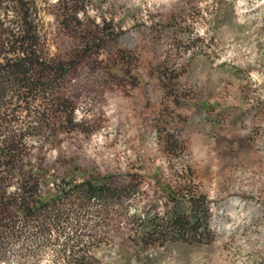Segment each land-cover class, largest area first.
I'll return each mask as SVG.
<instances>
[{
  "label": "rangeland",
  "instance_id": "obj_1",
  "mask_svg": "<svg viewBox=\"0 0 264 264\" xmlns=\"http://www.w3.org/2000/svg\"><path fill=\"white\" fill-rule=\"evenodd\" d=\"M88 1L66 28L61 2L36 0L45 57L69 67L53 96L70 102L72 123L17 104L0 149L22 138L50 202L87 181L127 191L70 215V246L95 264H264V0ZM15 17L4 0L0 20L17 31ZM18 188L14 178L7 192ZM193 198L208 209L207 236L143 239L145 219L162 226ZM16 215L0 208V221ZM64 241L37 239L28 264H63Z\"/></svg>",
  "mask_w": 264,
  "mask_h": 264
},
{
  "label": "trees",
  "instance_id": "obj_2",
  "mask_svg": "<svg viewBox=\"0 0 264 264\" xmlns=\"http://www.w3.org/2000/svg\"><path fill=\"white\" fill-rule=\"evenodd\" d=\"M58 1L69 12L62 22L64 27L78 26L77 15L89 1ZM2 8L4 0H0ZM11 8L16 13L13 24L17 31L5 26V22L0 20V121L7 117V121L14 122L11 112L17 111L15 108L20 104L19 107L28 113L35 112L42 116L47 114L45 110H38V106L62 111L67 121L72 123L73 108L70 102H59L53 96L57 83L68 74L69 67L64 63L51 62L45 57L36 0H11ZM101 30L104 32V28ZM93 39L102 40L96 36ZM165 85L169 91V84ZM37 103L40 105H35ZM1 133L3 131L0 130ZM4 144L5 147L0 149L5 150L0 151V208L14 207L17 215L0 221V264H7L11 259L16 261L15 264L37 261L40 252L37 239L49 244L52 240L59 242L64 236L65 241L58 255L63 264H95L94 258L78 256L70 246L71 240L66 232L70 215L92 202L108 206L125 198L127 191L87 181L79 186H68V190L64 188L59 191L54 202L47 201L40 197L39 181L35 179L37 176L30 169H25L22 152H18L22 138L11 137ZM14 178L19 185L18 193L10 196L7 188ZM189 203L190 207L185 209L181 202H176L162 226L155 219H145L143 239L155 238L156 235L158 238L181 240L207 236L208 209L205 201L193 198ZM66 249H69V255L64 254Z\"/></svg>",
  "mask_w": 264,
  "mask_h": 264
}]
</instances>
